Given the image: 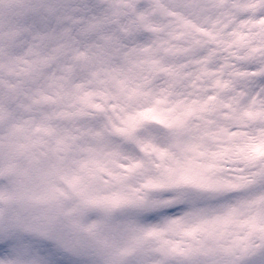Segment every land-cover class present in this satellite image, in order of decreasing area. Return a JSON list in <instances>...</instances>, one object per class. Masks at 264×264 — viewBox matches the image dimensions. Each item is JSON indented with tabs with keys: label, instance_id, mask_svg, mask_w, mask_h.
Here are the masks:
<instances>
[{
	"label": "snow or ice",
	"instance_id": "obj_1",
	"mask_svg": "<svg viewBox=\"0 0 264 264\" xmlns=\"http://www.w3.org/2000/svg\"><path fill=\"white\" fill-rule=\"evenodd\" d=\"M0 264H264V0H0Z\"/></svg>",
	"mask_w": 264,
	"mask_h": 264
}]
</instances>
